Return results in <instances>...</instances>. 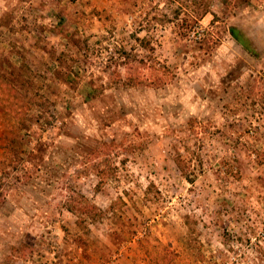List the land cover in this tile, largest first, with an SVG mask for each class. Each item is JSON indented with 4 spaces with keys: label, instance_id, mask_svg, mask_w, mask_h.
<instances>
[{
    "label": "rangeland",
    "instance_id": "rangeland-1",
    "mask_svg": "<svg viewBox=\"0 0 264 264\" xmlns=\"http://www.w3.org/2000/svg\"><path fill=\"white\" fill-rule=\"evenodd\" d=\"M0 264H264V0H0Z\"/></svg>",
    "mask_w": 264,
    "mask_h": 264
},
{
    "label": "trees",
    "instance_id": "trees-1",
    "mask_svg": "<svg viewBox=\"0 0 264 264\" xmlns=\"http://www.w3.org/2000/svg\"><path fill=\"white\" fill-rule=\"evenodd\" d=\"M177 163L180 165V168L182 170H185V166L183 164V156L180 155L176 159ZM83 207L78 209L79 205H74V212H76L78 216V224H87L91 220H97L99 217H101L104 214V210L99 207L96 203L90 202L85 196L83 201Z\"/></svg>",
    "mask_w": 264,
    "mask_h": 264
}]
</instances>
